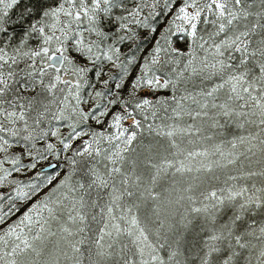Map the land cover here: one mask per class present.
Segmentation results:
<instances>
[{"label": "snow or ice", "instance_id": "1", "mask_svg": "<svg viewBox=\"0 0 264 264\" xmlns=\"http://www.w3.org/2000/svg\"><path fill=\"white\" fill-rule=\"evenodd\" d=\"M0 264H264V0H0Z\"/></svg>", "mask_w": 264, "mask_h": 264}]
</instances>
